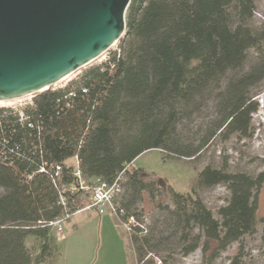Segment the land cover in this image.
I'll return each mask as SVG.
<instances>
[{
  "label": "trees",
  "instance_id": "obj_1",
  "mask_svg": "<svg viewBox=\"0 0 264 264\" xmlns=\"http://www.w3.org/2000/svg\"><path fill=\"white\" fill-rule=\"evenodd\" d=\"M254 13L255 0H131L118 53L74 86L37 93L30 110L34 128L1 117L10 142L20 143L25 155L0 159V264H42L60 255L49 223L64 214L58 189L73 180L77 166L89 180L112 182L124 175L123 218L132 215L144 226L129 233L136 264H177V248L183 257L202 248L197 264H212L255 234L264 223L257 216L264 170L233 172L224 160L204 166L187 193L168 186L170 206L160 207L168 213L166 229L156 234L137 206L143 193L154 199L161 190L134 165L151 149L191 161L216 137L251 136L259 106L255 88L264 82V27H252ZM251 50L260 58L242 72ZM212 97L216 115L199 143L180 137L183 120ZM56 164L63 167L57 187L50 176ZM218 184L229 195L215 215L199 193ZM67 197L76 208L89 193Z\"/></svg>",
  "mask_w": 264,
  "mask_h": 264
},
{
  "label": "rangeland",
  "instance_id": "obj_2",
  "mask_svg": "<svg viewBox=\"0 0 264 264\" xmlns=\"http://www.w3.org/2000/svg\"><path fill=\"white\" fill-rule=\"evenodd\" d=\"M253 28L264 27V0H255V13L251 21ZM124 35L107 51L88 64L69 74L52 89H64L76 85L81 77L91 68L106 63L113 53L120 51ZM256 50L249 52L242 72L249 70L260 56ZM264 55V54H263ZM238 74V73H234ZM258 110L252 114V130L250 137L231 136L228 140L214 138L205 146L194 160L173 157L160 149H151L141 153L134 165L142 169L141 177L146 181L158 184L161 194L154 199L143 193L138 203L145 224L155 233H163L168 217L166 210L160 208L170 201L167 195L168 186L178 193H187L196 182L198 172L206 165L220 166L226 160L230 171L257 174L264 170V82L255 88ZM37 93L32 94L34 97ZM214 98H210L202 110L183 120L179 135L188 141L198 142L202 139L210 121L216 115ZM5 105H9L5 103ZM73 163V159L70 164ZM125 189V188H124ZM200 197L216 215L219 206L224 205L229 192L222 184L201 191ZM90 211L80 212L63 223V231L53 230L60 249V255L53 264H136V257L129 233L120 224L114 214L108 213L103 218L110 220L103 225L100 219L94 220ZM257 216L264 218V183L259 194ZM102 218V219H103ZM76 222L77 228L74 224ZM101 224L103 227H101ZM35 244L33 237L27 240V246ZM240 245L242 249L240 250ZM215 244H212V250ZM240 250V251H239ZM177 264H197L202 260V248L183 257L180 249L173 252ZM156 264H161L157 260ZM212 264H264V223L259 222L257 231L247 235L242 244L235 243L217 256Z\"/></svg>",
  "mask_w": 264,
  "mask_h": 264
},
{
  "label": "water",
  "instance_id": "obj_3",
  "mask_svg": "<svg viewBox=\"0 0 264 264\" xmlns=\"http://www.w3.org/2000/svg\"><path fill=\"white\" fill-rule=\"evenodd\" d=\"M131 0H0V100L52 88L125 33Z\"/></svg>",
  "mask_w": 264,
  "mask_h": 264
},
{
  "label": "built area",
  "instance_id": "obj_4",
  "mask_svg": "<svg viewBox=\"0 0 264 264\" xmlns=\"http://www.w3.org/2000/svg\"><path fill=\"white\" fill-rule=\"evenodd\" d=\"M85 91V90H84ZM33 95H27L20 98H16L8 101L0 100V119L4 117L8 122L11 121L13 125H17L20 128L28 125L31 128L35 127V123L32 119L30 110L34 107ZM68 96H74L72 92ZM5 103L9 105H5ZM5 129V130H4ZM7 128L0 124V159L12 160V157H24L22 147L20 143H11V137L7 136ZM11 146H10V144ZM21 151V152H19ZM78 163V162H77ZM53 174H50L53 184L57 187V178L63 170L62 165L56 164L52 166ZM40 172H47L45 166L40 165ZM50 173V172H49ZM73 180L63 185L58 189L59 203L64 208V214L60 218L51 221L49 225L57 232L63 231V223L70 219L73 215L85 212L95 211L99 215L114 214L120 224L124 226L128 233H131L134 227L140 226L144 228L142 224H139L135 217L130 215L126 218L124 216V210L120 205V198L123 194V184L125 177L121 173L116 176L112 182H107L101 178H94L92 180L83 176L81 170L77 166L72 172ZM79 191H87L89 193L88 202L83 206L71 207L68 205L67 194L71 195Z\"/></svg>",
  "mask_w": 264,
  "mask_h": 264
},
{
  "label": "crops",
  "instance_id": "obj_5",
  "mask_svg": "<svg viewBox=\"0 0 264 264\" xmlns=\"http://www.w3.org/2000/svg\"><path fill=\"white\" fill-rule=\"evenodd\" d=\"M71 160H69V162H70ZM73 163H74V159H73ZM91 213V216H92V218L94 219V220H97V219H100L99 221H102L103 222V225H107V223L110 221V220H108V219H106V218H103L102 216L103 215H106V214H103V215H99V214H97V212H95V211H90ZM78 214V213H77ZM77 214H75V215H77ZM74 216V215H73ZM103 218V219H102ZM74 224H75V226H76V228H77V223L76 222H74ZM103 225L101 224V227H103ZM56 260H57V258H56ZM55 262V260L54 261H52V262H47V263H42V264H53Z\"/></svg>",
  "mask_w": 264,
  "mask_h": 264
}]
</instances>
